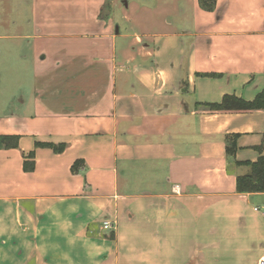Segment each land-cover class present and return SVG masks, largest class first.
Segmentation results:
<instances>
[{
  "label": "crops",
  "instance_id": "crops-1",
  "mask_svg": "<svg viewBox=\"0 0 264 264\" xmlns=\"http://www.w3.org/2000/svg\"><path fill=\"white\" fill-rule=\"evenodd\" d=\"M105 2L80 21L32 0L12 21L34 82L0 114L20 137L0 148V264H259L264 193L237 177L264 155V110L205 105L264 93V0Z\"/></svg>",
  "mask_w": 264,
  "mask_h": 264
},
{
  "label": "rangeland",
  "instance_id": "rangeland-1",
  "mask_svg": "<svg viewBox=\"0 0 264 264\" xmlns=\"http://www.w3.org/2000/svg\"><path fill=\"white\" fill-rule=\"evenodd\" d=\"M43 2L44 0H39ZM57 6H62L57 11H46L47 18L50 20L60 18L77 19L80 21L88 18L89 12L93 11L91 0H50ZM105 6L102 8V16L106 17L110 13V0H104ZM154 2V0H149ZM28 2L32 0H0V19L4 18L8 24V30L0 27V114L11 108V104L19 96L17 90L22 85L32 86L33 77L31 74L32 66L30 60L22 59L20 56L22 41L13 39L18 35L12 27V21L22 22L25 15L30 10ZM167 0H160L165 3ZM46 18V17H45ZM250 168H248L249 172Z\"/></svg>",
  "mask_w": 264,
  "mask_h": 264
},
{
  "label": "trees",
  "instance_id": "trees-1",
  "mask_svg": "<svg viewBox=\"0 0 264 264\" xmlns=\"http://www.w3.org/2000/svg\"><path fill=\"white\" fill-rule=\"evenodd\" d=\"M202 9L212 12L216 8L217 0H198ZM212 111H254L264 110V93L259 94L255 100L246 101L235 95H226L221 103L205 105ZM239 135H229L226 138L227 154L234 157L237 152V140ZM20 137L14 135L0 136V148L14 149L19 146ZM36 147L51 148L55 153H62L65 150V144L37 143ZM264 144L258 148L263 152ZM35 154L30 153L24 159V171L32 172L35 169ZM81 162L77 161L72 171L76 172ZM239 165H246L250 168L249 172L237 177V190L239 193H264V155L255 162H238Z\"/></svg>",
  "mask_w": 264,
  "mask_h": 264
},
{
  "label": "built area",
  "instance_id": "built-area-1",
  "mask_svg": "<svg viewBox=\"0 0 264 264\" xmlns=\"http://www.w3.org/2000/svg\"><path fill=\"white\" fill-rule=\"evenodd\" d=\"M104 230H111L112 225L110 222H105L103 225ZM259 264H264V257L259 261Z\"/></svg>",
  "mask_w": 264,
  "mask_h": 264
}]
</instances>
